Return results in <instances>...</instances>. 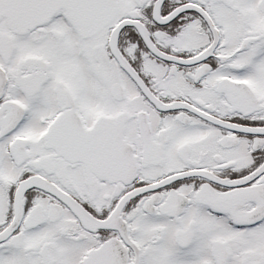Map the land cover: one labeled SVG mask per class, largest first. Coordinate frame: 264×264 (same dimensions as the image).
I'll return each mask as SVG.
<instances>
[{
	"label": "snow or ice",
	"instance_id": "snow-or-ice-1",
	"mask_svg": "<svg viewBox=\"0 0 264 264\" xmlns=\"http://www.w3.org/2000/svg\"><path fill=\"white\" fill-rule=\"evenodd\" d=\"M0 264H264V0H0Z\"/></svg>",
	"mask_w": 264,
	"mask_h": 264
}]
</instances>
